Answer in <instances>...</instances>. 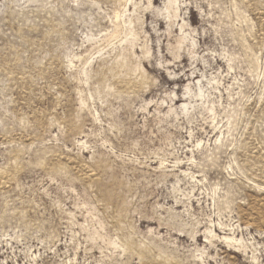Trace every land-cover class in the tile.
<instances>
[{
    "label": "rangeland",
    "instance_id": "1",
    "mask_svg": "<svg viewBox=\"0 0 264 264\" xmlns=\"http://www.w3.org/2000/svg\"><path fill=\"white\" fill-rule=\"evenodd\" d=\"M0 264H264V0H0Z\"/></svg>",
    "mask_w": 264,
    "mask_h": 264
},
{
    "label": "bare ground",
    "instance_id": "2",
    "mask_svg": "<svg viewBox=\"0 0 264 264\" xmlns=\"http://www.w3.org/2000/svg\"><path fill=\"white\" fill-rule=\"evenodd\" d=\"M224 240H226V241H233L234 239L229 238V237H226V238H224Z\"/></svg>",
    "mask_w": 264,
    "mask_h": 264
}]
</instances>
